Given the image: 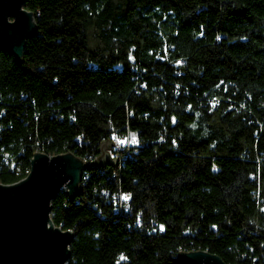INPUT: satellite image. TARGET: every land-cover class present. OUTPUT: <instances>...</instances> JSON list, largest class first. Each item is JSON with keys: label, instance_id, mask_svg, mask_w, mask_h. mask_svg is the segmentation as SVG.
Here are the masks:
<instances>
[{"label": "trees", "instance_id": "trees-1", "mask_svg": "<svg viewBox=\"0 0 264 264\" xmlns=\"http://www.w3.org/2000/svg\"><path fill=\"white\" fill-rule=\"evenodd\" d=\"M24 6L22 58L0 45V182L35 151L93 159L137 140L51 200L66 264H184L191 249L264 264V0Z\"/></svg>", "mask_w": 264, "mask_h": 264}, {"label": "water", "instance_id": "water-1", "mask_svg": "<svg viewBox=\"0 0 264 264\" xmlns=\"http://www.w3.org/2000/svg\"><path fill=\"white\" fill-rule=\"evenodd\" d=\"M25 0H0V45L22 58L26 40L37 26ZM106 144L92 160L71 151L47 154L33 152L30 171L13 183L0 182V264H66L73 233L51 219V200L65 188L70 198L80 191L83 172L91 166L115 162ZM108 148V147H107ZM184 264H230L219 254L204 249L181 250Z\"/></svg>", "mask_w": 264, "mask_h": 264}, {"label": "rangeland", "instance_id": "rangeland-1", "mask_svg": "<svg viewBox=\"0 0 264 264\" xmlns=\"http://www.w3.org/2000/svg\"><path fill=\"white\" fill-rule=\"evenodd\" d=\"M116 139H117V142L119 143V146L118 147L115 146V143L111 139H108L109 141L112 142V144H106L108 148L107 147L105 148V151L107 152L108 156H110L112 158H116V153H119V152H116L115 150H118V148H120V150L121 149L123 150L124 148H129L130 146H132L133 144H135L136 141H137L136 140V137H135V135L133 133H130L126 137L116 138ZM133 140L135 142H133ZM111 148H113V150ZM90 160H92V159H90ZM104 162H107V161H104ZM115 162H116V160H115Z\"/></svg>", "mask_w": 264, "mask_h": 264}, {"label": "built area", "instance_id": "built-area-1", "mask_svg": "<svg viewBox=\"0 0 264 264\" xmlns=\"http://www.w3.org/2000/svg\"><path fill=\"white\" fill-rule=\"evenodd\" d=\"M116 138H117V137L115 136V137L112 138L111 140L115 143V146L118 147V146H119V143L117 142V139H116ZM82 158L85 159V160H90V159H87V158H84V157H82ZM29 171H30V169H27V170H26L27 174L29 173ZM27 174H26V175H27ZM115 196H116V195H115ZM121 196H122L121 194H118V198H119L120 202H122V201H121Z\"/></svg>", "mask_w": 264, "mask_h": 264}, {"label": "snow or ice", "instance_id": "snow-or-ice-1", "mask_svg": "<svg viewBox=\"0 0 264 264\" xmlns=\"http://www.w3.org/2000/svg\"><path fill=\"white\" fill-rule=\"evenodd\" d=\"M133 142H135V141L133 140ZM124 199H128V197H127V196H125V197H124Z\"/></svg>", "mask_w": 264, "mask_h": 264}, {"label": "crops", "instance_id": "crops-1", "mask_svg": "<svg viewBox=\"0 0 264 264\" xmlns=\"http://www.w3.org/2000/svg\"><path fill=\"white\" fill-rule=\"evenodd\" d=\"M113 150V148H111Z\"/></svg>", "mask_w": 264, "mask_h": 264}]
</instances>
